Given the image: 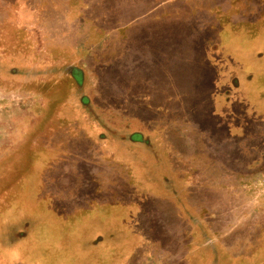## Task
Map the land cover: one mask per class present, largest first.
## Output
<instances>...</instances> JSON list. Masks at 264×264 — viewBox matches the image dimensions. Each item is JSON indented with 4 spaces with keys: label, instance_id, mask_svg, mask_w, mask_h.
<instances>
[{
    "label": "rangeland",
    "instance_id": "obj_1",
    "mask_svg": "<svg viewBox=\"0 0 264 264\" xmlns=\"http://www.w3.org/2000/svg\"><path fill=\"white\" fill-rule=\"evenodd\" d=\"M0 264H264V0H0Z\"/></svg>",
    "mask_w": 264,
    "mask_h": 264
}]
</instances>
